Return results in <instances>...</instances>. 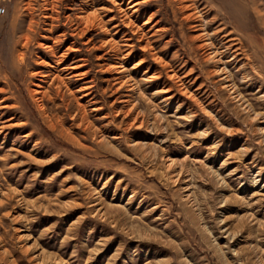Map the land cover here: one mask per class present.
Segmentation results:
<instances>
[{
	"label": "rangeland",
	"instance_id": "obj_1",
	"mask_svg": "<svg viewBox=\"0 0 264 264\" xmlns=\"http://www.w3.org/2000/svg\"><path fill=\"white\" fill-rule=\"evenodd\" d=\"M134 1L139 22L150 16L159 28L145 53L137 43L126 60L141 61L136 78L153 75L138 108L167 90V101L151 97V121L139 129L105 81L115 61L100 45L106 33L73 34L80 0H0V264H38L20 229L61 264H264V0ZM185 3L218 31L217 43L227 41L226 57L239 53L227 70L254 120L211 73ZM61 54L64 66L87 71L70 92L93 84L86 123L73 115L80 93L43 80ZM38 86L47 90L40 99ZM167 159L191 187L188 200Z\"/></svg>",
	"mask_w": 264,
	"mask_h": 264
},
{
	"label": "bare ground",
	"instance_id": "obj_2",
	"mask_svg": "<svg viewBox=\"0 0 264 264\" xmlns=\"http://www.w3.org/2000/svg\"><path fill=\"white\" fill-rule=\"evenodd\" d=\"M144 1L145 0H142V3ZM181 1L185 2L189 0H181ZM80 3H82L81 4L82 6L80 7L78 14L75 16L76 25L73 28V34L80 36L94 29H97V30H100L101 32L106 33L107 36L106 38L100 41V45L102 47H105V46L107 47L106 53L111 52L115 57L114 58L115 61L108 66L107 68L108 76L105 78V81L112 82V85H114V92L119 93V97H117L119 103L123 104L126 107V115L127 114L131 115L129 126L134 127L136 129H139L143 126H147L149 122L151 121L149 119L151 116V115L149 116V113L151 112V97L154 98L155 100H159L157 102L161 103L165 100L164 93H166L167 90L166 91L165 89L163 91L155 90L154 92H152V94L150 93L149 97L145 96L146 97L145 99L148 100V102H146V104H148L147 110L146 111L140 110L138 108L139 105H138L137 97L141 96V93H142V96H144L142 91L146 87L151 86V80L153 78V75L149 74L148 70H144V72L138 78H136L137 74L139 73V67H140L141 61L138 60L132 63L130 66H128L126 65V60H127V57L133 52L137 43H139L138 45H140L139 48L141 49V51L145 53L146 49L150 47L149 36L153 38L154 36L158 35L159 28L156 27V23L151 22L150 24L149 22L150 16H148L147 19H144L143 21L139 22V20L141 19L140 11H141L142 5L138 1L133 2V0H101L100 2L99 0H80ZM182 8L190 11L188 14H185V18L192 19L193 23H195V25H193L192 27H194L195 30L198 31L196 38L200 39L199 47L204 50L205 60L211 65V68H210L211 73L217 76V80L220 82V88L223 89L224 92L228 93V96H230L231 100L240 108L239 111L242 110L243 112L248 113L250 119L254 120L258 114H254L253 112L252 113L250 112V109L248 108L249 104L247 106V104L242 99L243 97H241V94L238 93V88H236L235 84L233 83L234 80L233 81L231 80V76H232V75L230 76L231 72L227 70V66L229 65L230 62H235L234 60L238 62L236 58L238 57L239 53L235 49H233L232 53H230V56L226 57L225 53H227L226 51L228 49V46L226 45L227 41L226 40L224 42L221 41L222 42L221 44L215 41V37L217 36L218 31L215 30L213 32H209V29H207V25H206L208 21L206 23L205 22L206 20L205 21L203 20L200 11L195 6H193L190 3H185L182 5ZM116 12L120 13V16H116L115 15ZM112 22H115V23L113 24L111 28L107 29L108 25H110ZM111 29H113L114 31ZM120 33H123V34L120 35ZM134 38H136V40ZM28 39L29 37L24 35L25 43ZM152 42L153 41L151 40V43ZM49 47L50 46L48 45L45 49ZM122 47H126V48L123 49ZM71 50L73 51L74 49L71 48ZM20 55H21L20 58H22L23 53H20ZM102 56H97V59H100ZM151 56L153 57L155 61L160 62L159 58L155 56L154 53H152ZM64 65H65V55L63 56L61 54L60 56L55 57L52 64L51 63L47 64V66L51 68L50 69L51 71L47 75L43 76V80L47 78L48 82L47 81L46 82L48 85H53L55 88L59 90L64 89V91L65 90L69 91L70 90L69 85H71L73 81L77 82V81L84 80L87 71L81 70V66L83 65L81 63H72L71 65H68V66H64ZM245 75H247V73ZM167 77L170 80L172 79L174 82H177L178 86H180V88L182 89V92L187 93L186 92L187 86L184 84L183 78L179 77V75H177V73L173 69H170L167 72ZM82 84L83 85L75 89L74 92L69 91V93L71 94L75 92L80 93L78 98H76V96L74 97V99L76 98L75 100L77 103L78 111L76 110L77 112H74L73 115H79L78 118H80L81 122L84 120L83 114L84 113L86 114V112H84V108L86 106L84 107V105H87L88 103L91 102L90 89L93 85L90 81L83 82ZM38 87L40 89H35L33 90V92L38 96L37 98L40 99L44 95H46L47 90H46V87L45 88L40 87V86ZM184 96H187V95H184ZM80 100L81 102H79ZM149 102H150V105H149ZM91 109L92 111H98L101 108L100 106H97L94 104L91 107ZM115 112L117 113L120 112V109L115 110ZM79 113L82 115H80ZM84 123H86V121ZM2 129L3 128L1 127V130ZM259 130H260V133H264L263 128H259ZM103 135H104L103 132L101 133L99 132V135L97 136L99 141H101V139L103 138ZM262 138L264 140V135L262 136ZM165 167H166V170L169 171V177L173 183L181 182L182 187L180 189L183 192L182 196L185 199L191 198L190 197L191 192H192L190 190L191 187H189L186 180L183 178L184 176L182 172L175 169L173 165V161L167 159L165 161ZM19 232L20 233L18 235V239H20L21 241H27L25 248L28 250L30 249L32 251V258L35 259L38 264H61L62 263L53 254L38 247V245L35 243L36 241L31 240L30 233L28 232V230L20 229ZM262 260H260V262Z\"/></svg>",
	"mask_w": 264,
	"mask_h": 264
},
{
	"label": "built area",
	"instance_id": "obj_3",
	"mask_svg": "<svg viewBox=\"0 0 264 264\" xmlns=\"http://www.w3.org/2000/svg\"><path fill=\"white\" fill-rule=\"evenodd\" d=\"M0 12H3V9L2 8L0 9Z\"/></svg>",
	"mask_w": 264,
	"mask_h": 264
}]
</instances>
